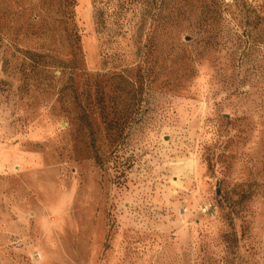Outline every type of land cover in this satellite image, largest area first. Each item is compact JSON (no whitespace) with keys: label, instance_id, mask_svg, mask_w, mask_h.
I'll return each instance as SVG.
<instances>
[{"label":"rangeland","instance_id":"1","mask_svg":"<svg viewBox=\"0 0 264 264\" xmlns=\"http://www.w3.org/2000/svg\"><path fill=\"white\" fill-rule=\"evenodd\" d=\"M221 1L204 48V0L154 44L0 0V264H264V0Z\"/></svg>","mask_w":264,"mask_h":264},{"label":"trees","instance_id":"2","mask_svg":"<svg viewBox=\"0 0 264 264\" xmlns=\"http://www.w3.org/2000/svg\"><path fill=\"white\" fill-rule=\"evenodd\" d=\"M61 1L68 7L64 15L73 20V11L69 10V8L74 5L75 0ZM164 1L161 0L162 3ZM208 1L204 0L203 5L205 9L202 13L205 22L201 31L208 34V39L203 44L204 48L211 47L212 45L209 38L214 30L212 20L216 13V8L214 7L215 0ZM148 2L149 0H91L94 8L95 23L102 31L106 30L109 32L113 30L115 36L120 35L123 38H133L135 40H141L144 37L146 42L154 44L160 32H165L171 28L165 21H161L150 8H143L141 11L137 9L139 3L147 4ZM221 2L224 5L228 4L223 0ZM72 29L71 40L74 53L76 54L77 50L80 49L78 44L79 36L77 31L74 30V26ZM153 67L154 64H151L148 60L145 64L143 76L149 79L153 73Z\"/></svg>","mask_w":264,"mask_h":264},{"label":"water","instance_id":"3","mask_svg":"<svg viewBox=\"0 0 264 264\" xmlns=\"http://www.w3.org/2000/svg\"><path fill=\"white\" fill-rule=\"evenodd\" d=\"M187 39H189L188 36H187Z\"/></svg>","mask_w":264,"mask_h":264}]
</instances>
